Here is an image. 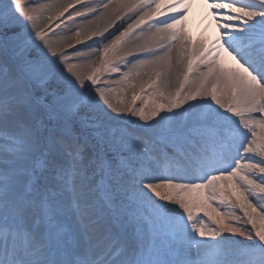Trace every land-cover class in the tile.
Instances as JSON below:
<instances>
[{
	"label": "snow or ice",
	"instance_id": "obj_1",
	"mask_svg": "<svg viewBox=\"0 0 264 264\" xmlns=\"http://www.w3.org/2000/svg\"><path fill=\"white\" fill-rule=\"evenodd\" d=\"M196 3L0 0V264H264V0Z\"/></svg>",
	"mask_w": 264,
	"mask_h": 264
},
{
	"label": "rangeland",
	"instance_id": "obj_2",
	"mask_svg": "<svg viewBox=\"0 0 264 264\" xmlns=\"http://www.w3.org/2000/svg\"><path fill=\"white\" fill-rule=\"evenodd\" d=\"M38 2L39 3H51L52 2V0H38ZM206 8V7H205ZM72 11H74V9L72 10ZM197 11V10H196ZM199 13L200 12H198L197 11V15H199ZM67 13H65V17H62L61 18V20H63V19H66V17H67ZM201 19V20H200ZM55 23H60V21H46L45 22V24L47 25V24H52L53 26H54V24ZM69 23H71V22H69ZM188 24H189V28L191 27L192 28V35L194 36V37H198V36H200V34L201 33H204L205 34V38L208 40V42H209V40H210V37L207 35L208 33L207 32H210V33H212L213 35V37H215V35H216V25H215V23L214 22H212L211 20H210V18L209 19H206V21L205 20H202V18H197V17H193V19H191V17H190V19L188 18ZM209 24H211V27H209ZM205 29H207V31L205 32ZM62 31V29H56V32H51L50 33V36L52 37V39L53 40H60L61 39V37H59L58 35H57V33H60ZM198 31V32H197ZM197 32V33H196ZM68 35H73L72 33H68ZM74 41V40H73ZM72 41V42H73ZM72 42H71V44H72ZM87 43H92V41H88ZM76 47H79V48H84L85 47V45H82V44H80V45H76ZM144 79L146 80L147 79V77H144ZM135 91H137V92H139V88H137ZM131 94H132V91L131 90H129V92H128V95H127V97H125L124 95H123V93H120L119 95H117V94H114L113 95V102L114 103H117V101H124V103H129L130 102V97H131ZM257 178H259V177H257ZM250 227V226H249Z\"/></svg>",
	"mask_w": 264,
	"mask_h": 264
},
{
	"label": "bare ground",
	"instance_id": "obj_3",
	"mask_svg": "<svg viewBox=\"0 0 264 264\" xmlns=\"http://www.w3.org/2000/svg\"><path fill=\"white\" fill-rule=\"evenodd\" d=\"M198 12H200L199 13V16L200 17H203L204 16V14L206 13V8L205 7H203V6H201L199 3H196V5L193 7V11L189 14V19H190V17H191V19H193V17L195 16V14H197V11ZM197 16V15H196ZM206 21V20H205ZM78 22H80V20H79V18H78ZM124 23V21H118L117 22V24H116V26L115 27H113V28H110L109 29V32H112V31H115V29H116V27H119L120 26V24H123ZM97 24L99 25V26H103V21H97ZM190 30L192 31V28L190 27ZM198 32V31H197ZM196 32V33H197ZM208 34V36L210 37V40H209V43H211V40L214 38L212 35V33H210V32H207ZM106 35H107V33H106ZM73 40H67V41H65L64 42V48H65V50H67V51H69V52H73L75 49H73V48H71V47H69V45L71 44V42H72ZM74 42V41H73ZM72 42V43H73ZM125 101V100H124ZM123 101V102H124ZM119 101H117V103H118Z\"/></svg>",
	"mask_w": 264,
	"mask_h": 264
}]
</instances>
